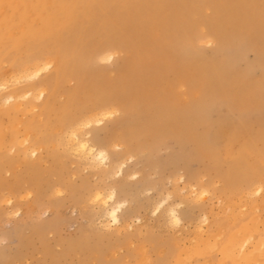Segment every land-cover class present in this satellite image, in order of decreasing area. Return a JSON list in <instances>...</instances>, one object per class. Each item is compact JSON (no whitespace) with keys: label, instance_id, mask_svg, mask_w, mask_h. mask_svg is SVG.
Segmentation results:
<instances>
[{"label":"rangeland","instance_id":"1","mask_svg":"<svg viewBox=\"0 0 264 264\" xmlns=\"http://www.w3.org/2000/svg\"><path fill=\"white\" fill-rule=\"evenodd\" d=\"M89 3L88 7L87 2L83 3L78 18L71 20L66 30L59 29L49 36L39 31L41 13L48 5L43 6L41 0H25L29 26L23 32L17 31L15 37L0 35L1 82L9 83L10 77L12 80L20 75L18 71L24 58L42 54L45 58L52 57L55 54L50 51L57 46L63 52L59 59L58 55L53 56L50 70H55L56 63H67L63 68L67 73L65 80L47 82L51 83L48 88H55L47 90L53 94L46 113L42 97L36 98L33 110L22 106L9 108L6 97L12 88L24 91L22 86L30 89L33 81L14 79L0 89V130L3 132V141L0 139V264H180L176 258L180 254L184 257L194 238L206 237V233L225 219L228 209L221 197H225L231 183L243 185L246 180L254 179L247 174L248 166H244L223 180L227 190L220 191L222 179L219 178L224 176L232 156L243 146L250 148L254 144L255 149L258 142L253 141L254 135L261 136L264 131L260 129L264 127V0H92ZM85 9L87 18L83 17ZM189 18L192 20L188 21ZM160 20L165 24L170 22L164 27ZM249 29L252 31L248 32ZM163 34L169 38L162 37ZM219 46L223 47L221 51ZM108 47L112 49L107 51L115 54L113 59L100 60L93 53ZM166 47L173 51L168 53L166 50L171 49ZM39 88L32 91L37 92ZM104 98L106 106L116 104L117 108L102 120H93L90 126L80 128L84 137L98 145L107 146L106 139L112 133L120 134L113 141L116 148L113 145L110 149V160L114 157L115 161L98 171L97 167L85 165L79 157L78 162L65 138L71 125L85 118H102L94 115L100 109L93 107ZM246 99L250 102L247 100V105L242 102L239 109L240 101ZM28 124L33 127L26 130ZM221 127L229 130L226 133L218 129ZM235 132L239 139L228 138L229 133ZM260 146L264 148V142ZM213 147L218 150L215 152ZM33 149L36 153L30 154ZM194 149L202 152L198 154ZM255 156L253 151L251 157ZM214 158L217 160L213 161ZM123 161L126 162L124 175L115 172ZM198 181L205 186L212 183L207 188L209 193L193 192ZM112 187L116 188V200L126 202L120 213L121 225L106 223L108 219L102 212L105 208L91 194L95 189L100 192L103 189L106 195ZM249 197L260 206L264 204L259 193ZM161 199L166 201L164 208L168 205L176 208L180 217L178 224L162 215L163 207L159 214L154 211ZM260 214L259 229H263L264 211L260 210ZM209 255L219 258L220 253ZM192 262L195 261L192 259Z\"/></svg>","mask_w":264,"mask_h":264},{"label":"bare ground","instance_id":"2","mask_svg":"<svg viewBox=\"0 0 264 264\" xmlns=\"http://www.w3.org/2000/svg\"><path fill=\"white\" fill-rule=\"evenodd\" d=\"M175 1V0H174ZM192 1V0H191ZM199 1V0H198ZM41 2L43 3V6H47L48 5V8L42 12L41 14H43L42 18H41V21L39 24H41L40 28H39V31L42 32V33H46L47 35L51 36L53 35V33L55 32H58L59 29H62L63 28L65 29L68 24L71 22V20H76L78 18L77 15H79L80 12H78V10L81 9L83 3H88L87 4V7L89 5H91V3L89 2H92V0H41ZM208 3V1L206 2ZM173 4V3H172ZM175 4V3H174ZM177 4V3H176ZM175 4V5H176ZM181 4V3H179ZM187 4V3H186ZM198 4V3H197ZM196 4V6H197ZM211 4V3H210ZM182 5V4H181ZM180 5V6H181ZM202 5V3L200 4ZM112 6V5H111ZM167 6V5H166ZM165 7V6H164ZM186 7V6H185ZM201 7V6H200ZM199 7V8H200ZM166 8V7H165ZM146 9V8H145ZM163 10V9H162ZM83 17L87 18L88 15L86 14L87 13V10H83ZM150 13H151V10L149 9ZM164 11V10H163ZM167 11V10H166ZM78 12V13H77ZM155 12V11H153ZM161 12V11H160ZM159 12V13H160ZM149 13V12H148ZM169 13V12H168ZM176 13V12H174ZM162 13H160V16H161ZM167 14V12L165 13ZM171 15V14H170ZM173 15V14H172ZM163 16V15H162ZM211 16V15H210ZM159 19L160 17L157 16ZM167 17V16H165ZM175 17V16H174ZM212 17V16H211ZM152 18H155V17H152ZM151 18V19H152ZM163 18V17H162ZM178 18V17H177ZM139 19V18H138ZM184 19V18H183ZM143 20V19H142ZM157 20V19H155ZM163 20V19H161ZM160 20V21H161ZM166 20V18L164 19ZM187 20V18H186ZM189 20H192V19H188ZM174 21V20H173ZM178 21V20H177ZM133 22V21H132ZM164 23V21H161V23ZM170 22V20H169ZM167 22V23H169ZM182 22V21H181ZM194 22V20H193ZM117 23H121V22H117ZM128 22H126L127 24ZM158 22H156L157 24ZM162 23V24H163ZM166 23V24H167ZM177 23V22H176ZM174 23V24H176ZM185 23V21H184ZM183 23V24H184ZM189 23V22H188ZM187 23V24H188ZM203 23V22H202ZM129 24V23H128ZM148 23H145L144 25H146ZM155 24V23H153ZM152 24V25H153ZM165 24V23H164ZM166 24L164 25V27L166 26ZM186 24V23H185ZM192 24V23H190ZM100 25V24H99ZM122 25V24H121ZM120 25V26H121ZM133 25V23H132ZM149 25V24H148ZM168 25V24H167ZM205 25V24H204ZM29 26V19L27 18V12H26V9H25V0H0V35H5V36H9V37H15L18 33L17 31L19 32H23L24 30H26V28ZM101 26V25H100ZM140 26V25H139ZM138 26V27H139ZM143 26V24H142ZM155 26V25H154ZM173 26V24L171 25V27ZM184 26V25H183ZM193 26V25H192ZM196 26V24H195ZM81 28H83V23L82 25L80 26ZM106 27V26H105ZM124 27V26H123ZM136 27V26H135ZM146 27V26H145ZM168 27V26H167ZM186 27V25H185ZM190 27V26H189ZM203 27V26H202ZM201 27V28H202ZM88 28V27H86ZM85 28V29H86ZM111 28V27H110ZM121 28V27H120ZM119 28V29H120ZM144 28V27H143ZM142 28V29H143ZM147 28V27H146ZM170 28V27H169ZM188 28V27H187ZM200 28V29H201ZM207 28V26H206ZM253 28V27H252ZM37 29V28H36ZM84 29V31H85ZM113 29V28H112ZM134 29V27H133ZM139 29V28H138ZM137 29V30H138ZM156 29V28H155ZM181 29V28H180ZM184 29V28H183ZM186 29V28H185ZM38 30V29H37ZM66 30V29H65ZM89 30V28H88ZM116 30V29H114ZM123 30V29H122ZM83 31V32H84ZM107 30H105L106 32ZM132 31V30H131ZM211 30H208V32H210ZM248 31V30H246ZM252 30L249 29L248 32H250ZM101 32V31H100ZM99 32V33H100ZM117 32V31H116ZM122 32V31H121ZM134 32V31H133ZM137 32V31H135ZM149 32V31H148ZM147 32V33H148ZM178 32V31H177ZM235 32V31H233ZM238 31L235 32V34L237 33ZM29 32H26L25 34H28ZM93 33V32H92ZM113 33V32H112ZM111 33V34H112ZM125 33V32H123ZM122 33V34H123ZM139 33V32H138ZM156 33V32H155ZM160 33V32H159ZM182 33V32H180ZM179 33V34H180ZM244 33V32H243ZM241 33V36L242 34ZM72 34V33H71ZM133 34V33H132ZM170 34V33H169ZM214 34V33H213ZM247 34V33H246ZM262 34V33H261ZM100 35V34H98ZM116 35V34H115ZM129 35V34H128ZM217 37H218V33H216ZM245 35V33L243 34ZM72 36V35H71ZM86 36V35H85ZM104 36V35H103ZM135 36V35H134ZM146 36V35H145ZM161 36V35H160ZM165 36L164 34L162 35V37ZM214 36V35H212ZM246 38H247V35H245ZM81 37V32L78 31V38ZM102 37V36H101ZM116 37V36H115ZM114 37V38H115ZM118 37V36H117ZM116 37V38H117ZM121 37V35H120ZM123 37V36H122ZM137 37V35H136ZM155 37V36H154ZM240 37V36H239ZM263 37V36H262ZM261 37V38H262ZM119 38V37H118ZM117 38V39H118ZM133 38V36H132ZM169 38V37H167ZM219 38H223L222 36H220ZM76 39V37H75ZM93 39V38H92ZM99 39V38H98ZM103 39V38H102ZM110 39H112L110 37ZM110 39H109V42H110ZM126 39V38H125ZM241 39V37L239 38ZM264 40V37L262 38ZM78 40V39H77ZM131 40V38H130ZM135 40V39H134ZM178 40V39H177ZM214 40H216L214 38ZM213 40V41H214ZM220 40L221 42V39H218ZM218 40L216 41L218 43ZM88 41V40H87ZM85 41V42H87ZM101 41V40H99ZM108 41V39H107ZM116 41V40H115ZM139 41V40H138ZM166 41V39H165ZM179 41L180 40V37H179ZM262 41V40H261ZM113 42V41H112ZM128 42V41H127ZM178 42V41H177ZM239 41H237L238 43ZM50 43V42H49ZM70 43V42H69ZM77 43V42H76ZM89 43V42H87ZM86 43V44H87ZM137 43V42H136ZM170 43V42H169ZM183 43V42H182ZM236 43V45H237ZM240 43V42H239ZM72 44V43H71ZM107 44V43H106ZM128 44V43H127ZM132 44V43H131ZM184 44V43H183ZM182 44V45H183ZM256 44V43H255ZM262 44V43H261ZM264 44V43H263ZM69 45V44H68ZM79 45V44H78ZM110 45V44H109ZM133 45V44H132ZM136 44H134L135 46ZM253 45V43H252ZM251 45V46H252ZM104 46V45H103ZM169 46V45H168ZM174 45L172 44V47ZM264 46V45H263ZM79 47V46H78ZM249 47V46H248ZM43 47H41L42 49ZM166 48H169V47H166ZM184 48V46H183ZM223 48V47H222ZM220 46L218 47V49H222ZM250 48V47H249ZM253 48H257V47H253ZM85 49H88V48H85ZM84 49V50H85ZM112 48H106V49H96L93 51V53L96 54V57L99 58L100 60H110V59H113L114 58V52H109L107 50H110ZM171 49V48H169ZM186 49V48H185ZM217 49V48H216ZM69 50V49H68ZM241 50V49H240ZM12 51V50H11ZM45 51V50H44ZM49 51V50H48ZM47 51V52H48ZM168 51V53H170L171 51H173V49H171L170 51L169 50H166ZM239 51V50H238ZM52 52L54 57H56V55H58L56 58L59 59V56L61 55V52H63L61 50V48L59 46H57V48H55L54 50L50 51ZM66 52V51H65ZM83 52V50H82ZM90 52V50H89ZM264 52V51H263ZM262 52V53H263ZM11 53V52H10ZM44 53V52H43ZM70 53V51H69ZM74 53V52H73ZM166 53V52H165ZM167 53V54H168ZM261 53V54H262ZM35 54V53H34ZM49 54V52L47 53ZM84 54V53H83ZM179 55V53H177ZM183 53L181 52V55ZM21 55V54H20ZM32 55V54H31ZM30 55V56H31ZM37 55V54H36ZM51 55V54H50ZM70 55V54H69ZM85 55V54H84ZM169 55V54H168ZM178 55H171V56H177ZM222 55V54H220ZM7 56V55H6ZM47 57L45 58V55L42 54V56L38 55V56H32V57H26L24 58V60H22L23 62V66H21V70L18 71V74L19 76H17V78H14V75L13 78L15 79L16 82H19L21 80H24V81H33L31 82V86H30V89H26L24 88V86H22L23 90L24 91H19V89H15V88H12V92H10V94L7 95L6 97V100L10 103V107L9 108H13V106H15L16 108H19L20 106H22L25 110H33L36 105H35V100L36 98H39V97H42L44 99V101L42 102V105L45 106L42 107L44 108L43 110L45 111V113L50 109V98H51V94H53V92L51 93H47V90L52 87L50 86L49 88L47 87L48 85H50L51 83H47V82H52L50 80H53V79H58L60 78L62 80V78H64L65 80V77L67 75V73L65 72V70H63L64 68V64L67 65L66 61H64V63L62 62H59V63H56L55 64V70L52 69V71L50 70L52 67H53V59L54 57ZM81 56V55H80ZM86 56V55H85ZM10 57V55H9ZM84 57V56H82ZM170 57V56H169ZM18 58V57H17ZM173 58V57H171ZM180 58V57H179ZM16 59V58H15ZM83 58H81L80 61H82ZM9 60L10 58L8 59V63H9ZM18 60V59H17ZM176 60V58H175ZM55 61V60H54ZM57 61V60H56ZM21 62V63H22ZM151 62V61H150ZM177 62H178V59H177ZM6 63V62H5ZM17 63V62H16ZM19 63V64H21ZM3 64V63H2ZM19 64H16V65H19ZM78 64V63H77ZM79 66V65H78ZM3 67V66H2ZM67 67V66H66ZM238 67V66H237ZM10 68V67H8ZM6 68V69H8ZM23 68V69H22ZM9 70V69H8ZM15 70V69H14ZM47 71V72H46ZM233 71V70H231ZM2 72V71H1ZM17 72V71H15ZM47 73L44 77L40 78V76H42L43 73ZM79 72V71H78ZM179 72V71H177ZM72 73V72H71ZM11 74H12V69H11ZM14 74V73H13ZM73 75V74H72ZM79 75V74H78ZM232 75V74H231ZM2 74L0 75V78H1ZM77 76V75H76ZM154 76V74H153ZM218 76V75H217ZM234 76V75H232ZM231 76V78H232ZM227 77V76H226ZM11 78V77H10ZM9 78V79H10ZM40 78V79H39ZM71 78V77H70ZM69 78V79H70ZM77 78V77H76ZM217 78V77H215ZM8 79V78H7ZM7 80L9 81H12L14 79H10V80ZM75 79V78H74ZM199 79V78H198ZM2 81V79H0ZM215 80V79H214ZM218 80V79H216ZM225 80V79H224ZM236 80V77L235 79ZM242 80V79H241ZM264 81V79H262ZM0 81V89H3L5 88L6 84H9L8 82L4 83ZM59 81L58 80V85L59 84ZM75 81V80H74ZM243 81V80H242ZM13 82V81H12ZM15 82V83H16ZM57 82V81H54V83ZM181 82V81H180ZM185 82V81H184ZM207 82V81H205ZM204 82V84H205ZM217 82V81H215ZM229 82V81H228ZM62 83V82H61ZM218 83V82H217ZM221 83V82H220ZM231 83V82H230ZM233 83V82H232ZM231 83V84H232ZM236 83V82H235ZM184 84V83H183ZM190 84V82H189ZM202 84V85H204ZM210 84V82H209ZM18 85V84H17ZM54 85V84H52ZM188 85V84H187ZM193 85V84H192ZM195 85V84H194ZM193 85V86H194ZM234 85V84H233ZM12 86V85H11ZM16 85H14L15 87ZM41 87L38 89L37 92H33L32 90L35 89L36 87ZM183 86V85H182ZM197 86V85H196ZM207 86V85H206ZM218 86V84H217ZM216 86V87H217ZM227 86V85H226ZM18 87V86H17ZM172 87V86H171ZM189 87V85H188ZM201 87V86H200ZM203 87V86H202ZM208 87V86H207ZM206 87V88H207ZM252 88V86H250ZM55 88V87H54ZM52 87V89H54ZM58 88V86H57ZM187 87H185L186 89ZM221 88V87H220ZM236 88V87H235ZM234 88V89H235ZM250 88V90H251ZM256 88V87H255ZM51 89V88H50ZM191 89V88H189ZM199 90V88H197ZM202 89V88H201ZM264 89V87H263ZM176 90V88L174 89ZM173 90V91H174ZM188 90V89H187ZM186 90V91H187ZM197 90V91H198ZM210 90V89H208ZM233 90V89H232ZM243 90V89H241ZM253 90V88H252ZM251 90V91H252ZM189 91V90H188ZM191 91V90H190ZM196 91V90H195ZM203 91V90H202ZM212 91V90H211ZM250 91V92H251ZM256 91V90H254ZM8 92V91H7ZM49 92V90H48ZM122 92V91H121ZM177 92V91H176ZM206 92H209V91H206ZM205 92V93H206ZM224 92V91H223ZM244 92V91H243ZM2 93L5 94V92L2 91ZM99 93V92H98ZM120 93V91H119ZM145 93V92H144ZM186 93V92H185ZM193 93V92H192ZM199 93V92H197ZM247 93V92H246ZM3 94V95H4ZM47 94V96H46ZM56 94V92H55ZM54 94V95H55ZM177 94V93H176ZM210 94V93H209ZM249 94V93H247ZM264 94V93H262ZM2 95V94H0ZM116 95H118V93L116 92ZM207 95V93L205 94ZM217 95V94H216ZM119 96V95H118ZM175 96V95H174ZM189 96V95H188ZM212 96V94H211ZM215 96V95H214ZM252 96V94H251ZM46 97V98H45ZM48 97V98H47ZM122 97V96H121ZM233 97V96H232ZM238 97V96H237ZM253 97H254V93H253ZM256 97V96H255ZM113 98V97H112ZM116 98V97H115ZM216 98V97H215ZM223 98V97H222ZM221 98V99H222ZM182 99V98H181ZM184 99V98H183ZM189 99V97H188ZM239 99V98H238ZM258 99V97L256 98ZM101 101H98V102H95V106L93 108L96 109H100L99 112L95 113L94 115L97 116V115H101L102 118H85L84 120H81L79 123H77L76 125H69L70 126V129H69V132L66 133V142H67V145L69 144L70 146V149L72 150V154L74 153L78 159V162L80 161L79 158H81L82 160L81 161H85L84 164H88V166H93V167H97L98 168V171L99 170H104V165L105 166H109L108 163H110V165L115 161V158L113 157L112 154L115 155L114 151H111L112 152V159L110 160V149L111 147L114 145V148H116L115 144L116 143H113L114 139H118V135L117 136V133L118 131H116L115 133H112V135L110 137H108L106 139V143H109L107 144V146L105 144L103 145H98L97 143H95L94 141L91 142V139L88 138V137H84V135H82V130L80 129L82 126H90L94 121H100L103 119L104 116H109L111 114L112 111L115 110L116 107V104H112L111 107H108L105 105V103L102 101V100H105L104 99H100ZM144 100V99H143ZM142 100V101H143ZM184 100H187V99H184ZM206 100V99H205ZM209 100V99H207ZM250 102L249 100L250 99H246V101H240L241 103V106H238L239 109L240 107H242V104L243 103H248L247 102ZM141 101V100H140ZM139 101V102H140ZM221 101V100H220ZM219 101V102H220ZM252 101H253V98H252ZM251 101V102H252ZM259 101V100H257ZM5 102V101H4ZM35 102V103H34ZM38 102V101H37ZM192 102V101H190ZM195 102V101H193ZM243 102V103H242ZM254 102V101H253ZM25 103V104H24ZM39 103V102H38ZM184 103V102H183ZM217 103V101H216ZM245 103V104H246ZM121 104V103H120ZM194 104V103H193ZM197 104V103H196ZM122 105V104H121ZM161 105V104H160ZM185 105V104H184ZM201 105V104H200ZM247 105V104H246ZM258 105H261V104H258ZM41 105H39L40 107ZM103 106V107H102ZM162 107L166 105H161ZM195 106V104H194ZM202 106V105H201ZM209 106V105H208ZM218 106V105H217ZM244 106V105H243ZM264 106V105H263ZM14 107V108H15ZM38 107V106H37ZM102 107V108H101ZM175 107V106H174ZM173 107V108H174ZM182 107V106H181ZM248 108V106H246ZM246 107H243L245 108L246 110ZM257 107V106H255ZM41 108V109H42ZM92 108V109H93ZM184 108V107H183ZM188 108V107H187ZM250 108V107H249ZM248 108V110H249ZM254 108V107H253ZM177 109V108H176ZM197 109V108H196ZM215 110V108H212ZM203 110V109H202ZM242 110V109H241ZM247 110V111H248ZM254 110V109H253ZM91 111V110H90ZM129 111V110H128ZM161 111V110H160ZM178 112V110H176ZM199 111V110H198ZM211 111V110H210ZM240 111V110H239ZM131 112V111H130ZM190 112V110H189ZM192 112V111H191ZM197 112V111H196ZM216 112V110H215ZM250 112V111H248ZM248 112L246 113L248 115ZM252 112V111H251ZM92 113V112H91ZM160 113V112H159ZM183 112H181L182 114ZM214 113V112H213ZM241 113H244L243 110ZM240 113V115H241ZM126 114V113H125ZM124 114V115H125ZM128 114H130L128 112ZM163 114V113H162ZM179 114V113H178ZM190 114V113H189ZM194 114V113H192ZM93 115V116H94ZM127 115V114H126ZM185 115V114H184ZM183 115V117H184ZM186 116V115H185ZM129 117V116H127ZM182 117V118H183ZM257 117V116H256ZM84 117L80 118V119H83ZM245 120H248V118L246 119V117H244ZM259 121H260V117L258 118ZM264 119V118H263ZM173 120V119H172ZM220 120V119H219ZM69 122H72V121H69ZM233 121H231L232 123ZM243 122V121H241ZM257 122V121H256ZM76 123V122H75ZM230 123V124H231ZM170 124V123H169ZM257 124V123H256ZM259 124V123H258ZM263 124V123H262ZM261 124V125H262ZM151 125V124H150ZM176 125V124H175ZM244 125V124H243ZM231 126H234L231 125ZM231 126L230 129H231ZM257 126V125H256ZM29 127H33L32 124H28L27 125V129H29ZM119 127V126H118ZM220 127V126H219ZM250 127V126H249ZM169 128V127H168ZM167 128V129H168ZM225 128V127H224ZM236 128H237V125H236ZM121 129V128H119ZM118 129V130H119ZM218 129H221V130H225V132L227 131L226 129H223L222 127L221 128H218ZM217 129V130H218ZM257 129V128H256ZM262 131L264 130V127L262 126L260 128ZM229 130V129H228ZM245 130H246V127H245ZM248 130V129H247ZM258 130V129H257ZM148 131V130H147ZM219 131V130H218ZM250 131V130H249ZM252 131V130H251ZM250 131V133L252 134V132ZM89 132V131H87ZM122 132V131H121ZM120 132V133H121ZM125 132V131H123ZM219 135L222 133L221 131H219ZM224 132V133H225ZM233 132V131H232ZM248 132V131H247ZM227 133V132H226ZM239 133V132H238ZM255 133V132H253ZM3 132H1L0 130V139L1 141H3ZM7 134V132L5 133V135ZM15 134V133H13ZM122 135H124L123 133H121ZM213 134V133H212ZM180 135V134H179ZM183 135V134H182ZM216 135V134H214ZM218 135V134H217ZM238 134L235 132V133H229V136L228 138H237L239 139V137L237 136ZM29 136V135H28ZM26 137L25 138V141L27 142V140L29 139V137ZM184 136V135H183ZM195 136V135H194ZM222 136V134H221ZM226 136V135H224ZM251 136V135H250ZM249 136V137H250ZM257 135H254V137L256 138ZM24 137V136H23ZM22 137V138H23ZM37 137H39V134L37 135ZM121 137V136H120ZM179 137V136H178ZM210 137V136H209ZM208 137V138H209ZM213 137V136H212ZM21 138V137H20ZM234 138V139H235ZM252 138V137H251ZM255 141V144L256 142H258V145H256V148L254 149V144L252 146H250V148H247L246 146L242 147L238 152H236L232 158H231V161L229 166L227 167V169H225V174L224 176L222 177V175H220L218 172V174L222 177V178H219V179H222V188H221V192L222 193H225L227 188H226V185H225V182L223 181L224 179H228L229 176H230V173L233 172V171H236V170H239L241 168H243L244 166H248V170L249 172L247 173L249 177H252L254 178L253 180H246L245 183L242 185V184H238V183H235V184H232L231 183V186L230 188L228 189L229 191L227 192V194L225 195V197L222 195L221 198H223V203L225 204L224 206L228 209V213L225 217V219L223 220L222 223H219V224H216V228L209 231L208 233H206V237H203L201 235V237H198V238H194V242H192L190 244V246H188V249L185 251V255L183 254L184 257L181 256H178L176 258V261H179L180 264H195V262L197 264H264V228L263 229H259V220L261 218V214H260V210H263L264 211V204L263 205H258V201L257 200H253L254 198H250V194L252 195L254 193V195L256 193H259L260 194V201L262 203H264V148L260 146V144L262 142H264V131L262 132L261 136L258 135L256 140ZM12 139V138H11ZM10 139V140H11ZM123 139V138H121ZM180 139V138H179ZM178 139V141H179ZM214 139V138H213ZM217 139H220V138H217ZM224 139V137H223ZM222 139V140H223ZM242 139V137H241ZM13 140V139H12ZM130 140V139H129ZM181 143H182V139H180ZM236 140V139H235ZM21 141V140H18V142ZM104 141V140H103ZM124 141V139H123ZM214 141H217V140H214ZM220 141V140H219ZM230 141V140H229ZM245 141V139H244ZM11 142V141H10ZM10 142H9V146H10ZM13 142V141H12ZM24 142V140H23ZM29 142V141H28ZM65 142V140H64ZM65 142V143H66ZM129 142V141H128ZM233 142V145H234V142L235 141H232ZM20 143V142H19ZM25 143V142H24ZM191 143V142H190ZM226 143V142H225ZM228 143V142H227ZM129 144V143H127ZM126 144V145H127ZM183 144H185V141L183 142ZM232 145V143H230ZM13 145V144H11ZM18 145V144H17ZM66 145V146H67ZM181 145V144H180ZM198 145V144H197ZM216 145V144H214ZM219 145V144H217ZM20 146V145H18ZM17 146V147H18ZM130 146V145H129ZM206 146H208V144H206ZM210 146V144H209ZM118 147V146H117ZM121 147V146H120ZM119 147V148H120ZM132 147V146H131ZM219 148V146H216ZM222 147V146H221ZM220 147V148H221ZM13 148V146H12ZM16 148V147H15ZM68 148V146L66 147ZM195 148V146H194ZM205 148V147H204ZM203 148V150H204ZM201 150L199 147H197V150ZM215 148L213 147V150ZM217 149V148H216ZM216 149H215V152H216ZM112 150V149H111ZM126 150V149H125ZM129 150V148H128ZM196 150V149H194ZM196 150V152L198 153V151ZM211 150V148H210ZM212 150V151H213ZM218 150V149H217ZM25 151V150H24ZM253 151L256 152V156L255 158L254 157H251L252 156V153ZM117 152V151H116ZM202 152V151H201ZM199 152V153H201ZM209 153V151H207ZM206 152V153H207ZM36 153V150L33 149L31 150L30 154H34ZM71 153V152H69ZM198 153V154H199ZM205 153V152H203ZM202 153V154H203ZM205 153V154H206ZM207 153V154H208ZM213 153V152H212ZM73 154V155H74ZM215 154V153H214ZM197 155V154H196ZM201 155V154H200ZM210 156V155H208ZM207 156V157H208ZM214 156V155H213ZM213 156L211 155V157L213 158ZM218 156V155H217ZM215 156V157H217ZM79 157V158H78ZM197 157L199 158V155H197ZM205 157V156H204ZM219 157V156H218ZM221 157V155H220ZM226 157V155H225ZM75 158V157H74ZM212 160V159H210ZM217 160L216 158H214L213 161ZM77 161V160H76ZM111 161V162H110ZM83 163V162H81ZM126 162L123 161L121 163H119L116 167V173L119 171L120 174L124 175L123 174V165L125 164ZM85 164V165H86ZM116 165V163L114 164ZM209 165V163H208ZM213 165V163H212ZM207 166V164H206ZM205 166V167H206ZM219 168V167H217ZM94 169V168H92ZM107 169V168H106ZM208 169V168H207ZM206 169V170H207ZM220 169V168H219ZM96 172V169L94 170ZM219 171V170H218ZM97 173V172H96ZM100 173H103V172H100ZM109 173V172H108ZM206 173V172H205ZM220 173H221V170H220ZM218 174H217V177H218ZM223 174V173H222ZM219 176V177H220ZM123 177V176H122ZM204 177V176H203ZM202 177V178H203ZM205 179V178H204ZM209 181V180H208ZM199 182V181H198ZM213 182V180H212ZM190 184V182H188ZM208 183V182H206ZM205 183V184H206ZM210 183V182H209ZM198 184V186L196 185ZM212 183H210L209 185L211 186ZM214 184V182H213ZM194 185V184H193ZM192 185V186H193ZM210 186H205L203 184H201V182L199 183H195V186H193V192L196 193L197 195H201L203 193H209V190L207 189L208 187L210 188ZM212 187V186H211ZM186 188V186H185ZM235 188H238V189H235ZM247 189V190H246ZM232 190V191H231ZM235 190V191H234ZM105 191L102 189V192ZM231 191V192H230ZM102 192L99 191V189L96 191L95 189V192L92 193V197L102 206V209L105 208L104 210H102V212H104V216L106 215L107 219H108V222L106 221V223H109V222H112L114 225L115 224H122V219H121V216H120V213L125 205L126 202L124 201H118L116 200V188L115 187H112L109 191L108 194H102ZM230 192V193H229ZM91 197V196H90ZM91 197V199H92ZM252 197V196H251ZM93 200V199H92ZM95 202V203H97ZM97 203V204H98ZM166 204V201L165 199H161L160 201H158L154 207V211L156 213L159 214V212L164 208V205ZM261 204V203H260ZM167 206V205H166ZM173 206V205H171ZM171 206H167L163 209V213L162 215H166L164 217H166L167 219H169L170 221L172 222H176L177 220L180 222V217L178 216V213H177V210L175 207H171ZM243 206H245L244 208L245 209H241ZM163 207V208H162ZM117 209H119L118 211H116ZM115 211V221L113 220V215L112 213ZM102 214V215H103ZM263 217V221H264V216ZM106 219V220H107ZM203 220V219H202ZM103 221V220H102ZM104 223V225L106 224ZM177 223V222H176ZM262 224V222H261ZM102 225V224H101ZM100 225V226H101ZM107 225V224H106ZM110 225L106 228H109ZM118 227V226H117ZM105 228V229H106ZM112 230V229H111ZM110 231V230H109ZM251 244V245H250ZM215 253V254H219V258H216V257H210V253ZM202 256L203 257V260H202ZM192 259L195 261L194 263L192 262ZM189 260V261H188ZM208 260V262H206Z\"/></svg>","mask_w":264,"mask_h":264},{"label":"clouds","instance_id":"3","mask_svg":"<svg viewBox=\"0 0 264 264\" xmlns=\"http://www.w3.org/2000/svg\"><path fill=\"white\" fill-rule=\"evenodd\" d=\"M118 210H119V209H117L116 211H118ZM112 215H113V220H114V222H116V221H115V211L112 213ZM176 222H177V224L179 223L178 220H177Z\"/></svg>","mask_w":264,"mask_h":264}]
</instances>
